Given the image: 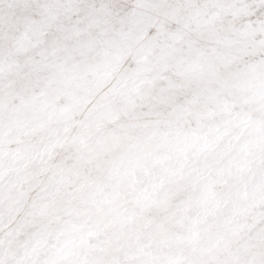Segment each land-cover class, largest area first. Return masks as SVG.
I'll list each match as a JSON object with an SVG mask.
<instances>
[{
  "label": "snow or ice",
  "instance_id": "6c2138e0",
  "mask_svg": "<svg viewBox=\"0 0 264 264\" xmlns=\"http://www.w3.org/2000/svg\"><path fill=\"white\" fill-rule=\"evenodd\" d=\"M0 264H264V0H0Z\"/></svg>",
  "mask_w": 264,
  "mask_h": 264
}]
</instances>
